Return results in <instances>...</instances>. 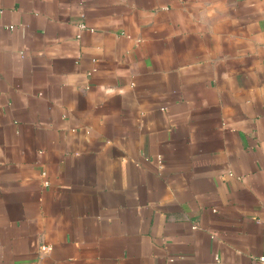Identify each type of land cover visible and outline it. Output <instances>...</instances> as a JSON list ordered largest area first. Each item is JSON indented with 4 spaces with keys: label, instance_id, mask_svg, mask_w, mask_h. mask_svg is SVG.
I'll use <instances>...</instances> for the list:
<instances>
[{
    "label": "crops",
    "instance_id": "crops-1",
    "mask_svg": "<svg viewBox=\"0 0 264 264\" xmlns=\"http://www.w3.org/2000/svg\"><path fill=\"white\" fill-rule=\"evenodd\" d=\"M0 264H264V0H0Z\"/></svg>",
    "mask_w": 264,
    "mask_h": 264
},
{
    "label": "built area",
    "instance_id": "built-area-1",
    "mask_svg": "<svg viewBox=\"0 0 264 264\" xmlns=\"http://www.w3.org/2000/svg\"><path fill=\"white\" fill-rule=\"evenodd\" d=\"M48 246H42L41 248L44 249V248H47ZM263 260V258H261Z\"/></svg>",
    "mask_w": 264,
    "mask_h": 264
}]
</instances>
